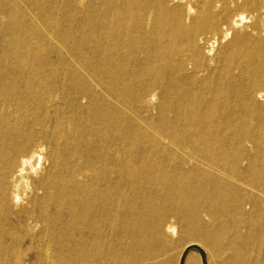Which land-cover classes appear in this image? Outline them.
I'll list each match as a JSON object with an SVG mask.
<instances>
[{"label": "bare ground", "instance_id": "obj_1", "mask_svg": "<svg viewBox=\"0 0 264 264\" xmlns=\"http://www.w3.org/2000/svg\"><path fill=\"white\" fill-rule=\"evenodd\" d=\"M179 238L264 264V0H0V264Z\"/></svg>", "mask_w": 264, "mask_h": 264}, {"label": "rangeland", "instance_id": "obj_2", "mask_svg": "<svg viewBox=\"0 0 264 264\" xmlns=\"http://www.w3.org/2000/svg\"><path fill=\"white\" fill-rule=\"evenodd\" d=\"M191 219L189 220V222ZM213 219L210 216H205L204 223L210 224ZM224 220L218 218L217 222L222 223ZM189 222H179L180 227ZM232 248L213 246L207 243L190 242L187 238H179L178 243H174L171 247L161 254L158 258L159 264H166L167 260L170 264H183L184 258L190 252H194L201 264H229ZM260 250V248H259Z\"/></svg>", "mask_w": 264, "mask_h": 264}, {"label": "crops", "instance_id": "obj_3", "mask_svg": "<svg viewBox=\"0 0 264 264\" xmlns=\"http://www.w3.org/2000/svg\"><path fill=\"white\" fill-rule=\"evenodd\" d=\"M194 253V252H193ZM196 257V256H195ZM197 258V257H196ZM195 264H201L199 263L198 259L195 261Z\"/></svg>", "mask_w": 264, "mask_h": 264}]
</instances>
